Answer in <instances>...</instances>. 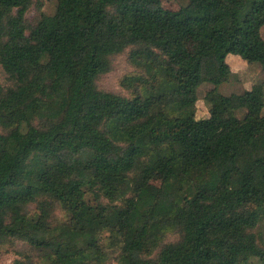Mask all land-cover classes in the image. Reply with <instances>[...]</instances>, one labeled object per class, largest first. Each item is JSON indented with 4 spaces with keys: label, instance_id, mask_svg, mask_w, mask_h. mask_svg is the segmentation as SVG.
<instances>
[{
    "label": "trees",
    "instance_id": "1",
    "mask_svg": "<svg viewBox=\"0 0 264 264\" xmlns=\"http://www.w3.org/2000/svg\"><path fill=\"white\" fill-rule=\"evenodd\" d=\"M180 1L57 0L29 23L33 0H0V247H28L12 264L264 261L257 223L226 217L264 219V137L244 132L264 125V82L218 92L229 53L264 70V0ZM189 28L204 54L173 47ZM122 53L124 93L100 89Z\"/></svg>",
    "mask_w": 264,
    "mask_h": 264
},
{
    "label": "rangeland",
    "instance_id": "2",
    "mask_svg": "<svg viewBox=\"0 0 264 264\" xmlns=\"http://www.w3.org/2000/svg\"><path fill=\"white\" fill-rule=\"evenodd\" d=\"M57 0H42V8H37L36 0H33V4L26 12V19L29 23H33L35 19L42 11L45 14H53L56 7ZM180 0H162V4L167 9H178ZM261 35L264 38V25L261 28ZM173 47L179 52H192L195 54H204L208 50V42L201 36V34L195 28H189L180 33L173 43ZM227 62L233 72V76L227 81L218 86V92L221 94L231 93H243L249 90L252 85L260 82H264V70L257 63L248 64L242 58L236 54L229 53ZM133 68L127 62L126 53L118 54L113 58L112 70L97 80V85L100 89L112 91L116 93H124L119 85L120 77ZM0 80L4 82L5 76L0 72ZM211 87L209 82H203L197 88V100H196V119L206 118L209 114V107L204 99L206 91ZM243 109H238L236 115L241 117L243 115ZM264 112V111H263ZM244 132L246 134H255L264 137V125L245 124ZM161 176L155 174L152 178V183L159 185ZM33 209V205L30 207ZM56 217L62 218V211L58 209L56 211ZM226 217L230 221H236L244 219L247 221L256 222L255 231L258 234L260 241L264 244V219L259 220V214L253 203L245 205L240 210H230L227 212ZM178 235L175 233L168 234L164 242L176 240ZM28 247L24 246L19 241H8L0 247V264H12L16 257L17 250H27ZM157 252V251H156ZM251 264H264V261L253 258Z\"/></svg>",
    "mask_w": 264,
    "mask_h": 264
},
{
    "label": "crops",
    "instance_id": "3",
    "mask_svg": "<svg viewBox=\"0 0 264 264\" xmlns=\"http://www.w3.org/2000/svg\"><path fill=\"white\" fill-rule=\"evenodd\" d=\"M228 57V56H227Z\"/></svg>",
    "mask_w": 264,
    "mask_h": 264
}]
</instances>
